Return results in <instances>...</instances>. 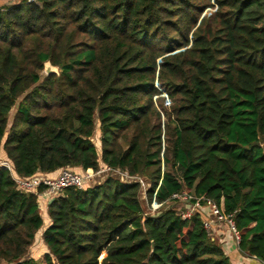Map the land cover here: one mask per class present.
<instances>
[{
	"label": "trees",
	"instance_id": "16d2710c",
	"mask_svg": "<svg viewBox=\"0 0 264 264\" xmlns=\"http://www.w3.org/2000/svg\"><path fill=\"white\" fill-rule=\"evenodd\" d=\"M46 63L57 73L43 76ZM1 151L25 178L103 163L161 206L145 215L139 182L64 189L33 259L38 196L0 168V264H231L200 211L180 218L182 191L234 214L240 251L264 264V0L0 7Z\"/></svg>",
	"mask_w": 264,
	"mask_h": 264
},
{
	"label": "built area",
	"instance_id": "2783aa9c",
	"mask_svg": "<svg viewBox=\"0 0 264 264\" xmlns=\"http://www.w3.org/2000/svg\"><path fill=\"white\" fill-rule=\"evenodd\" d=\"M0 168L9 172L10 177L14 181L18 190L25 193L36 194L38 196V201H43L44 199L51 201L61 191L67 188H74L77 190L85 189L94 178L108 172L120 175L122 178H120V181L124 180L122 182H139L142 189L145 187V193L149 187V185L147 186L142 178L130 177L126 172L119 169H110L106 165L103 168H99V170L93 174L85 172L77 173L73 169L64 168L59 171L56 177L53 178L44 174H35L29 178L20 177L15 173L12 165L8 161L4 160H0ZM41 186L44 187V190L39 193L38 190ZM170 200L173 202L177 201V213L182 220H190L196 213L199 212V209L202 206H206L209 209L210 218L202 220V227L208 235L210 237L212 236L213 224H224L233 234L235 241L239 243L240 236L235 226L234 214L224 213L222 205L218 206L210 199L204 197L196 198L187 191L173 194ZM160 206V204L153 202L150 206L151 212L154 213L160 208Z\"/></svg>",
	"mask_w": 264,
	"mask_h": 264
},
{
	"label": "crops",
	"instance_id": "0c3cea01",
	"mask_svg": "<svg viewBox=\"0 0 264 264\" xmlns=\"http://www.w3.org/2000/svg\"><path fill=\"white\" fill-rule=\"evenodd\" d=\"M98 126H99V124H98ZM95 129H96V120H95ZM99 133H100V131H99ZM92 142H93V139H92ZM94 145L96 146L95 143H94ZM99 146H100V142H99ZM96 149H97V147H96ZM97 152L100 155V149H99V151L97 149ZM0 160L6 161L3 151L0 152ZM104 166L105 165L103 163H101L100 168H103ZM73 170L77 173H83L81 170H75V169H73ZM58 173L59 172L49 174V175H46V174H44V175L53 178V177H56L58 175ZM147 185H149V184L147 183ZM145 199H146V197H145ZM49 202L50 201L48 199H44L43 201L42 200L38 201L41 216L44 212L46 215V218H47L44 220L43 216H42L44 228H47L51 223V221L47 215V207H48ZM199 211H200L201 220H207L210 218V212L206 206H202L199 209ZM212 226H213V229H212V236L211 237L213 240H215L220 245L223 252L229 258L231 264H262L256 258L248 256L245 253L240 251L238 243L235 241L233 234L230 232V230L224 224H213Z\"/></svg>",
	"mask_w": 264,
	"mask_h": 264
},
{
	"label": "rangeland",
	"instance_id": "374dc122",
	"mask_svg": "<svg viewBox=\"0 0 264 264\" xmlns=\"http://www.w3.org/2000/svg\"><path fill=\"white\" fill-rule=\"evenodd\" d=\"M2 1L3 0H0V7H2L4 5H8L10 3L16 2V0H13V1H7V0H5V2L4 1L2 2ZM214 10L215 9H207L206 12H211V11H214ZM42 75L43 76L46 75L44 71L42 72ZM163 96L166 97V95L164 93H163ZM168 103H169V100L168 99H165V105H168ZM15 110H16V107H14L13 110L10 112V115H9V124L12 121V118H13V115L15 113ZM95 120H96V129L94 131L93 142L96 144V141L99 143V138H100L99 131L100 130H98L99 129V126H98L97 118H95ZM96 147H97V149L99 151L100 146H97L96 145ZM107 177L115 178V179H119V180L122 179L120 177V175H118V174H112V173H109V172L108 173H103L100 176L94 178L93 181L90 184H88L90 186L87 185V187H92V186H95V185H99L102 182H104V180ZM122 181H124V180H122ZM144 182L147 184V182L145 180H144ZM144 190H145V187H144V189L141 188L140 202H141V205H142V208H143V211L145 212V214L151 215L152 214L151 207H148V205H147V201H146L145 196H144L145 195V191ZM42 216H43V219L44 220L47 219L44 212H43ZM44 229L45 228H44V225H43L42 226V229L36 233L34 242H33L32 246L29 248V251H28V257L29 258L38 259L42 254H44L45 252H47V248L44 245L43 235H42Z\"/></svg>",
	"mask_w": 264,
	"mask_h": 264
},
{
	"label": "water",
	"instance_id": "95a60500",
	"mask_svg": "<svg viewBox=\"0 0 264 264\" xmlns=\"http://www.w3.org/2000/svg\"><path fill=\"white\" fill-rule=\"evenodd\" d=\"M44 72L46 75H50L52 73H57V69L52 67L49 63L45 64Z\"/></svg>",
	"mask_w": 264,
	"mask_h": 264
}]
</instances>
